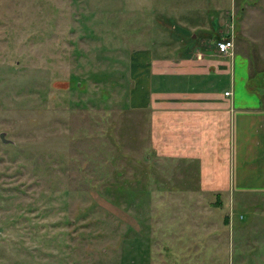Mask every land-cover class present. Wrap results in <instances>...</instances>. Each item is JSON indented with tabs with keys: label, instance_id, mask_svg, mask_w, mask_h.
<instances>
[{
	"label": "rangeland",
	"instance_id": "rangeland-1",
	"mask_svg": "<svg viewBox=\"0 0 264 264\" xmlns=\"http://www.w3.org/2000/svg\"><path fill=\"white\" fill-rule=\"evenodd\" d=\"M142 2L156 3L0 0V264H264L263 198L223 196L225 253L191 250L212 197L129 107L128 53L153 27Z\"/></svg>",
	"mask_w": 264,
	"mask_h": 264
},
{
	"label": "crops",
	"instance_id": "crops-1",
	"mask_svg": "<svg viewBox=\"0 0 264 264\" xmlns=\"http://www.w3.org/2000/svg\"><path fill=\"white\" fill-rule=\"evenodd\" d=\"M152 1L168 20L142 2L153 27L128 53L129 107L147 112L154 152L179 159L197 177L196 191L212 197L190 230L193 254L211 258L227 248L213 218L223 196L264 200V0ZM225 37L234 42L227 52L217 46Z\"/></svg>",
	"mask_w": 264,
	"mask_h": 264
},
{
	"label": "built area",
	"instance_id": "built-area-1",
	"mask_svg": "<svg viewBox=\"0 0 264 264\" xmlns=\"http://www.w3.org/2000/svg\"><path fill=\"white\" fill-rule=\"evenodd\" d=\"M217 46L220 51L227 52L233 49L234 42H233V39L225 37L217 41ZM229 93H230V90L225 91V94H229Z\"/></svg>",
	"mask_w": 264,
	"mask_h": 264
},
{
	"label": "water",
	"instance_id": "water-1",
	"mask_svg": "<svg viewBox=\"0 0 264 264\" xmlns=\"http://www.w3.org/2000/svg\"><path fill=\"white\" fill-rule=\"evenodd\" d=\"M4 133L5 132H1L0 136L5 142H7L9 139L4 136Z\"/></svg>",
	"mask_w": 264,
	"mask_h": 264
}]
</instances>
